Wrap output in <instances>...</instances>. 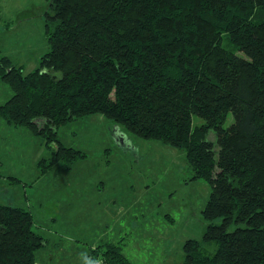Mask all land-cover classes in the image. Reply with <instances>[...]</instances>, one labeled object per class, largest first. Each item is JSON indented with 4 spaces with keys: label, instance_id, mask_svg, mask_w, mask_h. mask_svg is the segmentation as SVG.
<instances>
[{
    "label": "trees",
    "instance_id": "obj_1",
    "mask_svg": "<svg viewBox=\"0 0 264 264\" xmlns=\"http://www.w3.org/2000/svg\"><path fill=\"white\" fill-rule=\"evenodd\" d=\"M48 1L50 50L37 68L0 59L14 92L0 116L55 143L51 166L84 156L58 131L96 114L186 150L211 194L208 225L186 241L183 264H264V0ZM35 222L0 205V264H39L47 242ZM107 248L106 264H130Z\"/></svg>",
    "mask_w": 264,
    "mask_h": 264
},
{
    "label": "rangeland",
    "instance_id": "obj_2",
    "mask_svg": "<svg viewBox=\"0 0 264 264\" xmlns=\"http://www.w3.org/2000/svg\"><path fill=\"white\" fill-rule=\"evenodd\" d=\"M47 12L48 0H0V59L35 70L50 50ZM13 94L0 78V106ZM112 125L96 114L62 126L58 140L84 156L51 166L55 143L0 116V205L34 214L47 242L39 264H106L110 242L130 264H183L186 241L203 237L211 187L193 179L186 150L131 133L130 147H121Z\"/></svg>",
    "mask_w": 264,
    "mask_h": 264
},
{
    "label": "bare ground",
    "instance_id": "obj_3",
    "mask_svg": "<svg viewBox=\"0 0 264 264\" xmlns=\"http://www.w3.org/2000/svg\"><path fill=\"white\" fill-rule=\"evenodd\" d=\"M115 127H117V128H119L118 126H111V130H112V132H113V136H114V139H116V142H117V144H119L121 147H126V148H128V144L126 143V142H124V140L123 141H120V140H118L117 139V137H118V135L120 134L117 130H116V128ZM123 139H125V140H127L126 138H123Z\"/></svg>",
    "mask_w": 264,
    "mask_h": 264
},
{
    "label": "crops",
    "instance_id": "obj_4",
    "mask_svg": "<svg viewBox=\"0 0 264 264\" xmlns=\"http://www.w3.org/2000/svg\"><path fill=\"white\" fill-rule=\"evenodd\" d=\"M115 128H116V130L120 133V134L118 135V137H117L118 140H119V137H123V138H126V139H127V140L123 139L124 142H126L127 144H128L129 142L132 141V140H131V136H129V134H127L125 131H123V130L120 129V128H117V127H115ZM128 148H129V145H128Z\"/></svg>",
    "mask_w": 264,
    "mask_h": 264
},
{
    "label": "flooded vegetation",
    "instance_id": "obj_5",
    "mask_svg": "<svg viewBox=\"0 0 264 264\" xmlns=\"http://www.w3.org/2000/svg\"><path fill=\"white\" fill-rule=\"evenodd\" d=\"M119 140H120V141H123V137H119ZM128 144H129V143H128ZM129 147H130V146H129ZM110 244H114L115 246H117L116 243H114V242H110Z\"/></svg>",
    "mask_w": 264,
    "mask_h": 264
}]
</instances>
